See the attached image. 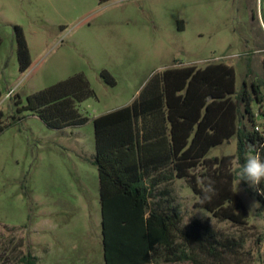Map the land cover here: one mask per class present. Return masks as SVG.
<instances>
[{
	"label": "rangeland",
	"instance_id": "rangeland-1",
	"mask_svg": "<svg viewBox=\"0 0 264 264\" xmlns=\"http://www.w3.org/2000/svg\"><path fill=\"white\" fill-rule=\"evenodd\" d=\"M264 0H0V111L7 122L17 101L84 74L96 96L81 103L88 124L51 130L32 112L0 136V264H106L95 156V117L125 107L145 87L178 64L202 68L226 63L236 90L261 88L264 98ZM16 27L30 49L31 66L20 72ZM263 50V51H261ZM108 71L116 85L100 77ZM14 89L15 94L5 98ZM21 107V106H19ZM257 125L263 109L253 104ZM237 139L210 157L237 155ZM240 168L237 160L232 170ZM238 176V175H237ZM234 189L248 209L244 226L219 220L200 207L186 180L160 186L151 202L178 209L183 229L199 219L233 245L224 263L264 264V206L249 184ZM152 264L165 263L163 259ZM190 264V263H185Z\"/></svg>",
	"mask_w": 264,
	"mask_h": 264
},
{
	"label": "trees",
	"instance_id": "trees-1",
	"mask_svg": "<svg viewBox=\"0 0 264 264\" xmlns=\"http://www.w3.org/2000/svg\"><path fill=\"white\" fill-rule=\"evenodd\" d=\"M16 32L23 74L31 66V54L22 29L16 27ZM100 77L116 85L110 72L102 71ZM95 96L87 77L75 75L29 96L26 105L19 99L10 122L0 111V136L24 112L55 131L85 126L90 118L80 113L79 105ZM254 103L263 109L261 88L253 85L250 92L245 84L237 92L234 67L220 62L168 70L132 104L93 120L106 264L226 261L233 245L214 228L195 219L184 230L177 208L159 211L151 199L160 186L184 179L199 197L198 205L213 217L246 225L249 212L234 189L239 177L232 166L235 160L241 166L250 150L264 158V131L257 130ZM233 138L236 156L210 157L212 149ZM209 181L211 193L205 191ZM258 187L264 188V182ZM257 199L264 206V195L258 192ZM23 264H37V258L25 256Z\"/></svg>",
	"mask_w": 264,
	"mask_h": 264
},
{
	"label": "clouds",
	"instance_id": "clouds-1",
	"mask_svg": "<svg viewBox=\"0 0 264 264\" xmlns=\"http://www.w3.org/2000/svg\"><path fill=\"white\" fill-rule=\"evenodd\" d=\"M15 94L14 89H9L5 93V98H10ZM237 175L240 181H245L259 194L264 195V188L258 186L264 182V158L258 152L250 150L245 157V162L240 166L237 171ZM212 183L209 181L205 191L208 193L213 192ZM204 199H210V196H205Z\"/></svg>",
	"mask_w": 264,
	"mask_h": 264
},
{
	"label": "crops",
	"instance_id": "crops-1",
	"mask_svg": "<svg viewBox=\"0 0 264 264\" xmlns=\"http://www.w3.org/2000/svg\"><path fill=\"white\" fill-rule=\"evenodd\" d=\"M259 18L261 19V23H262V25L264 26V4L263 3H261V5H260V10H259ZM261 51H263V50H261ZM220 63V62H219ZM212 64H216V63H212ZM226 64V63H225ZM226 65H228V64H226ZM191 66H194V65H183V64H178V65H176L175 66V69L176 70H183V69H186V68H188V67H191ZM228 66H231V65H228ZM206 67V66H205ZM205 67H202V68H200V69H203V68H205ZM233 67V66H232ZM128 106V105H127ZM126 107V106H125ZM122 108V107H121ZM118 109H120V108H118ZM116 110V109H115ZM113 111V110H112ZM111 112V111H110ZM107 113H109V112H107ZM107 113H104V114H107ZM104 114H102V115H104ZM102 115H99V116H102ZM99 116H97V117H99ZM97 117H95V118H97ZM234 139V138H233ZM233 139H231V141H229L230 143L232 142V140ZM229 142H225L222 146H224V145H226V144H228ZM222 146H220V147H217V148H221ZM217 148H215V149H217ZM212 150H214V149H212ZM95 155H96V151H95ZM95 157V156H94Z\"/></svg>",
	"mask_w": 264,
	"mask_h": 264
},
{
	"label": "built area",
	"instance_id": "built-area-1",
	"mask_svg": "<svg viewBox=\"0 0 264 264\" xmlns=\"http://www.w3.org/2000/svg\"><path fill=\"white\" fill-rule=\"evenodd\" d=\"M257 130H258V131H261V132L264 131V126H259V127H257Z\"/></svg>",
	"mask_w": 264,
	"mask_h": 264
}]
</instances>
